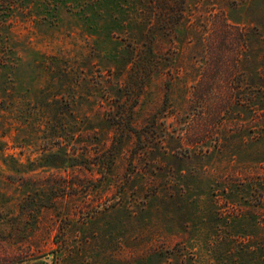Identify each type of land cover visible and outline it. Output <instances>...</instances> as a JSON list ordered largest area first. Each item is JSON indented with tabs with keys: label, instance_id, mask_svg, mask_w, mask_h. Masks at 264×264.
<instances>
[{
	"label": "rangeland",
	"instance_id": "374dc122",
	"mask_svg": "<svg viewBox=\"0 0 264 264\" xmlns=\"http://www.w3.org/2000/svg\"><path fill=\"white\" fill-rule=\"evenodd\" d=\"M0 264H264V0H0Z\"/></svg>",
	"mask_w": 264,
	"mask_h": 264
}]
</instances>
